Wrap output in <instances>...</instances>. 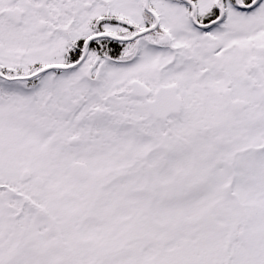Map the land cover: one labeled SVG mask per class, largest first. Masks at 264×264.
Masks as SVG:
<instances>
[{
	"label": "snow or ice",
	"instance_id": "snow-or-ice-1",
	"mask_svg": "<svg viewBox=\"0 0 264 264\" xmlns=\"http://www.w3.org/2000/svg\"><path fill=\"white\" fill-rule=\"evenodd\" d=\"M0 264H264V0H0Z\"/></svg>",
	"mask_w": 264,
	"mask_h": 264
}]
</instances>
